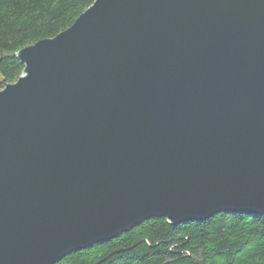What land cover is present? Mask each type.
Here are the masks:
<instances>
[{
    "label": "water",
    "instance_id": "obj_1",
    "mask_svg": "<svg viewBox=\"0 0 264 264\" xmlns=\"http://www.w3.org/2000/svg\"><path fill=\"white\" fill-rule=\"evenodd\" d=\"M0 90V264L140 222L264 214V0H95Z\"/></svg>",
    "mask_w": 264,
    "mask_h": 264
},
{
    "label": "trees",
    "instance_id": "obj_2",
    "mask_svg": "<svg viewBox=\"0 0 264 264\" xmlns=\"http://www.w3.org/2000/svg\"><path fill=\"white\" fill-rule=\"evenodd\" d=\"M95 0H0V90L24 73L18 51L70 27ZM264 264V214L220 212L178 224L140 222L54 264Z\"/></svg>",
    "mask_w": 264,
    "mask_h": 264
},
{
    "label": "rangeland",
    "instance_id": "obj_3",
    "mask_svg": "<svg viewBox=\"0 0 264 264\" xmlns=\"http://www.w3.org/2000/svg\"><path fill=\"white\" fill-rule=\"evenodd\" d=\"M103 261H104V258L97 259L96 261L91 262V263H77V264H101V263H103Z\"/></svg>",
    "mask_w": 264,
    "mask_h": 264
}]
</instances>
